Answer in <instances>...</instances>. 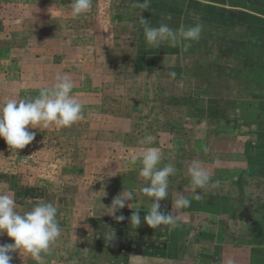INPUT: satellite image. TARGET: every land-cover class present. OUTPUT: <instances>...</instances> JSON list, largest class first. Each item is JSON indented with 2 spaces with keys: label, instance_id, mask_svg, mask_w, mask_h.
<instances>
[{
  "label": "crops",
  "instance_id": "1",
  "mask_svg": "<svg viewBox=\"0 0 264 264\" xmlns=\"http://www.w3.org/2000/svg\"><path fill=\"white\" fill-rule=\"evenodd\" d=\"M139 2L92 0L79 20L82 39L114 43L107 61L116 63V77L133 79L125 87L112 85L108 100L111 121L126 131L127 142L106 141L101 128L95 131L93 152L113 156L121 149L130 155L117 173L128 174L126 183L137 186L133 192L139 189L138 199L146 206L142 232L134 239L142 245L139 257L151 261L160 254L161 264H264V0H178L174 5L165 0L150 2L146 10ZM140 18L153 27L170 23L172 28L198 21L201 37L188 48H153ZM148 134L155 137L150 146L162 151L160 166L176 169L169 177L168 198L160 202L161 211L176 216L174 228L152 229L143 222L152 198L141 191L149 182L139 175V141ZM193 161L211 176L209 186L197 189L200 199L187 171ZM179 195L190 200L189 208L174 207ZM112 237L95 248L115 251L111 242L119 240Z\"/></svg>",
  "mask_w": 264,
  "mask_h": 264
},
{
  "label": "rangeland",
  "instance_id": "2",
  "mask_svg": "<svg viewBox=\"0 0 264 264\" xmlns=\"http://www.w3.org/2000/svg\"><path fill=\"white\" fill-rule=\"evenodd\" d=\"M82 17L71 16V0H0V105L10 99L35 98L40 89L56 83L57 75L67 74L85 113L84 120L67 128L28 127L27 131L35 132V139L22 150H13L0 139V193L13 195L20 214L41 201L57 207L61 236L45 254L46 264H161L160 254L144 261L138 255L95 248V242L109 236L135 242L143 227L131 223L130 217L139 210L142 218L146 206L135 189L137 194L134 192L128 202L131 208L116 213L125 217L123 221L106 212L117 195L124 190L133 192L137 186L126 183L128 174L117 173L129 163L130 155H123L121 149L113 156L110 151L106 156L93 152L98 145L95 131L102 128L106 141L112 137L121 146L127 142L126 131H119L121 126L111 121L108 100L112 85L125 87L133 79L117 78L116 63L107 61L116 49L110 48L114 43L96 45L89 36V24V38L82 39ZM103 47L107 54L100 53ZM141 83L137 82L138 86ZM111 129L116 130L111 133ZM11 243L6 234H0V244ZM136 247L132 244V250ZM11 255V264H37L22 251Z\"/></svg>",
  "mask_w": 264,
  "mask_h": 264
},
{
  "label": "clouds",
  "instance_id": "3",
  "mask_svg": "<svg viewBox=\"0 0 264 264\" xmlns=\"http://www.w3.org/2000/svg\"><path fill=\"white\" fill-rule=\"evenodd\" d=\"M151 0L139 2L141 9H147ZM204 2V0H201ZM92 7V0H71V16L77 18L86 14ZM171 21V17L166 18ZM146 43L159 48L162 44L176 47L178 45L188 48L192 42L199 41L203 25L196 22L190 26L181 24L172 28L170 23H161L153 27L150 21L140 18ZM172 77L176 76L171 72ZM74 83L67 74L57 75L56 83L51 88L40 89L39 95L29 100L10 99L0 105V139L13 150H22L35 139V132L27 131L31 128H48L55 125L58 128L71 127L78 121L85 119L83 105L73 95ZM155 137L151 134L144 136L139 144L142 167L139 175L149 183L141 191L152 198L151 208L143 216V222L150 228L160 226H177V218L171 212L160 210V202L168 198L169 177L176 169L172 164L160 166L162 151L159 147L150 146ZM133 164L136 160L133 159ZM219 166L220 160L214 161ZM191 178L192 191L196 199H200L197 189L209 186L211 176L198 162L193 161L188 168ZM135 197L132 191H123L117 195L106 209L108 215L117 221H123V215L116 213L127 207L131 208L129 201ZM190 200L179 195L175 200L176 209L189 208ZM105 207V206H104ZM57 207L50 202H39L30 211L20 214L13 195L0 193V234H6L13 243L0 244V264H11L12 253L22 251L29 255L37 264H46L45 254L50 253L53 244L61 236V228L57 220ZM94 215V213H93ZM139 210L132 213L130 222L139 226L141 223ZM113 238V237H112Z\"/></svg>",
  "mask_w": 264,
  "mask_h": 264
},
{
  "label": "trees",
  "instance_id": "4",
  "mask_svg": "<svg viewBox=\"0 0 264 264\" xmlns=\"http://www.w3.org/2000/svg\"><path fill=\"white\" fill-rule=\"evenodd\" d=\"M155 1H158V2H162V3H165V0H151V2H155ZM171 1V4H175L178 0H170ZM173 53V51H172ZM141 57V55H140ZM195 209V207H194ZM97 244L96 245H100V247H102V244L105 245L104 241H98L96 242ZM132 244H135V246H137L134 250H132ZM111 248H114L116 250V252L118 253H126L127 255H131V256H142V245L141 243L139 242H131V241H128V242H122V241H118V243L115 244V242H111V245H110V249ZM136 250V251H135Z\"/></svg>",
  "mask_w": 264,
  "mask_h": 264
}]
</instances>
